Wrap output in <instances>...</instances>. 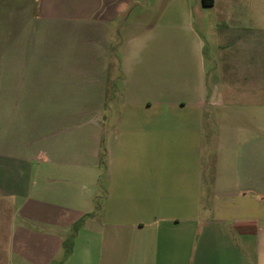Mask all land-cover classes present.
Wrapping results in <instances>:
<instances>
[{
  "label": "crops",
  "instance_id": "0c3cea01",
  "mask_svg": "<svg viewBox=\"0 0 264 264\" xmlns=\"http://www.w3.org/2000/svg\"><path fill=\"white\" fill-rule=\"evenodd\" d=\"M18 2L58 38L109 33L132 0ZM186 7L187 49L168 46L174 23L139 38L125 22L117 71L105 58L85 95L66 80L93 111L45 122L37 164L0 145V264L24 238L34 264H264V0Z\"/></svg>",
  "mask_w": 264,
  "mask_h": 264
},
{
  "label": "rangeland",
  "instance_id": "374dc122",
  "mask_svg": "<svg viewBox=\"0 0 264 264\" xmlns=\"http://www.w3.org/2000/svg\"><path fill=\"white\" fill-rule=\"evenodd\" d=\"M84 2L89 5L84 10L89 9L90 0ZM186 2L187 0H132L129 9L116 16L115 29L109 33H106V27L102 29L100 26L102 22L85 20L90 8L83 16L86 22L75 24V27L79 26L80 34L73 30L60 33V37L55 38L54 32L44 27L42 18L36 16V10L34 20L26 22L22 17L18 18V0H0V145L6 150L23 155L31 148L37 164L41 161L37 158L45 122L55 113L88 116L93 111V103L87 102V97H82L78 100L80 102H73L66 101L60 95H64L68 87L71 88L66 85V80L76 84L79 93L87 94L85 86L95 81L98 75L95 70L107 57L111 68L117 71V53L119 41L126 33L125 22L132 27L143 25L137 27L141 29L138 32L139 38L150 37L159 22L174 23L175 29L168 31L169 35L166 37V41L169 39L168 46L187 49V30L184 26L187 17ZM160 17L162 18L158 20ZM106 23L104 21V26H107ZM145 63H151L150 59L146 58ZM105 74L109 75L108 72ZM110 83L117 84V73ZM106 109L107 103L102 111ZM101 151L104 161V144ZM21 240L20 244L23 245L17 256L14 255L10 260L3 253L6 264H34L27 258V238Z\"/></svg>",
  "mask_w": 264,
  "mask_h": 264
},
{
  "label": "trees",
  "instance_id": "16d2710c",
  "mask_svg": "<svg viewBox=\"0 0 264 264\" xmlns=\"http://www.w3.org/2000/svg\"><path fill=\"white\" fill-rule=\"evenodd\" d=\"M202 3L205 6H211V5H213L214 0H202ZM102 151L100 152V162L101 163H103V159L101 157L103 155ZM80 223H81V220H78L72 224L70 235L66 239H64V241L62 243L63 248H64V257L68 256L72 251L73 239H74L76 232L80 226Z\"/></svg>",
  "mask_w": 264,
  "mask_h": 264
}]
</instances>
